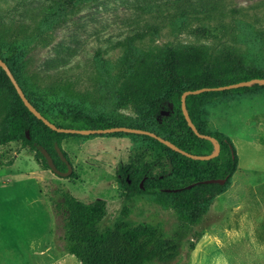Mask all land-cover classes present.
Here are the masks:
<instances>
[{
	"label": "trees",
	"instance_id": "trees-1",
	"mask_svg": "<svg viewBox=\"0 0 264 264\" xmlns=\"http://www.w3.org/2000/svg\"><path fill=\"white\" fill-rule=\"evenodd\" d=\"M98 0H45L34 11L38 20L37 40L46 32L60 26L70 15L85 4ZM165 7L176 9L180 23L191 18V13H203L202 21H216L224 13L215 5L197 3L193 0H166ZM162 12L155 4L146 12ZM235 11L233 10L232 13ZM189 13V14H188ZM158 27L126 37L115 46L123 54L112 70L106 62L99 66L108 83L114 87L107 90V100L113 111L132 109L135 117L126 123L111 120L103 114L84 112L75 103L82 98L72 95V90H51L46 95L39 89H31L18 75V63L24 57L30 40L23 31L16 33L9 42L0 38L2 59L22 88L28 101L40 114L54 125L66 129H105L126 126L150 131L170 141L178 148L194 154L209 155L214 152L216 141L220 146L218 156L209 160L189 158L174 151L158 139L145 134L114 132L107 134L79 135L57 132L37 119L24 105L12 82L0 67V93L8 96L9 102L0 118V146L19 142L34 151L36 161L49 169L41 152L45 149L60 170H66L55 145L61 148L65 138H88L93 136L126 137L133 142V151L126 165L119 167L120 186L127 194L148 196L156 204L172 209L178 225L171 233L161 223L134 224L124 221L111 227L101 228L106 214V203L96 200L85 203L69 190L57 191L56 198H47L52 212V239L55 247L73 255L81 264H172L180 256L183 242L194 226L208 212L214 199L224 193L238 168L236 148L224 133L208 130V108L234 97L236 91L260 93L264 85L228 90H211L186 97V110L200 134L198 137L188 126L182 111L181 97L185 91L201 88H217L253 79H264V61L251 57L236 46L210 44L145 45L147 36L158 33ZM194 33L209 36L210 29L196 28ZM21 36V37H20ZM68 93V94H67ZM69 95L67 98L65 96ZM52 97V99H51ZM71 102H70V101ZM83 101V99H82ZM28 132V136H27ZM69 161L67 154L63 151ZM70 162V161H69ZM9 161L7 165H10ZM0 163V168H1ZM72 172L66 178H73ZM207 179H226L224 184L201 183ZM193 185L190 188L187 186ZM178 191H167L175 190ZM47 197V196H46ZM189 244L190 254L201 238L194 233Z\"/></svg>",
	"mask_w": 264,
	"mask_h": 264
},
{
	"label": "rangeland",
	"instance_id": "rangeland-1",
	"mask_svg": "<svg viewBox=\"0 0 264 264\" xmlns=\"http://www.w3.org/2000/svg\"><path fill=\"white\" fill-rule=\"evenodd\" d=\"M44 1L0 0V38L7 43L17 32L23 35L20 32L23 31L30 40L24 57L18 63L19 77L31 89H39L48 96L52 94L51 90L67 87L73 91L71 96L82 97L80 101H75L80 109L94 115L103 114L111 120L126 123L135 117V112L132 109L112 110L107 90L114 86L105 80L106 75L100 71L98 60L106 62L114 74V67L123 54L115 44L151 27L156 26L159 30L154 36L146 37L145 45L167 42L232 45L244 49L258 61H264V0H193L215 5L224 15L209 22L201 20L203 13L196 16L191 13V18L184 23L178 20L176 9L164 6L166 0H98L95 4H85L60 26L32 41L34 34L39 33V19L34 11ZM155 4H159L164 11L146 12ZM196 28L210 29L215 35L194 33ZM251 93L236 91L234 97L229 96L223 104L208 108V130L227 136L256 134L255 121L264 116V92ZM9 101L8 96L1 92L0 118ZM224 117L227 119L223 120ZM133 147V142L126 137L65 138L61 149L67 154L75 173L73 178H66L42 168L35 159L34 151L19 142H12L0 146L1 166H9L0 178L11 180L27 175L39 179L46 200L56 198L57 191L61 189L69 190L85 203L103 200L106 214L100 223L101 228L124 221L134 224L161 223L164 230L171 233L179 223L172 209L156 204L148 196L127 194L120 186L118 170L128 163ZM238 150L242 168L252 164L251 167L259 169L247 173V178H263L264 153L250 155L239 145ZM9 161L12 163L7 165ZM229 221L234 223L232 218ZM213 224L209 216H204L188 233L180 256L172 264H187L189 244L194 233L202 237L208 231L218 230L219 227L212 228ZM242 250L241 259H237V250L227 249L236 264L249 262L244 259L245 248ZM259 261L264 264V260Z\"/></svg>",
	"mask_w": 264,
	"mask_h": 264
},
{
	"label": "crops",
	"instance_id": "crops-1",
	"mask_svg": "<svg viewBox=\"0 0 264 264\" xmlns=\"http://www.w3.org/2000/svg\"><path fill=\"white\" fill-rule=\"evenodd\" d=\"M259 119L255 121L256 134L229 135L238 155V168L229 187L214 199L205 215L213 221L212 228H219L203 234L187 264H236L227 252L229 248L237 250V259L245 248L248 264L264 260V177L247 178V173L259 169L252 164L242 168L238 150L239 145L250 155L264 153V116ZM8 167L2 166L0 174ZM43 189L41 180L27 175L0 178V264H81L55 247L52 212ZM231 218L234 223L230 224Z\"/></svg>",
	"mask_w": 264,
	"mask_h": 264
},
{
	"label": "water",
	"instance_id": "water-1",
	"mask_svg": "<svg viewBox=\"0 0 264 264\" xmlns=\"http://www.w3.org/2000/svg\"><path fill=\"white\" fill-rule=\"evenodd\" d=\"M0 67H2L4 69V71L6 72V74L8 75L10 81L12 82L17 94L19 95V97L21 98V100L23 101L24 105L28 108V110L39 120L43 121V123L45 125H47L49 128H51L54 131L57 132H64V133H71V134H79V135H91V134H107V133H114V132H125V133H134V134H145V135H149L151 137H154L156 139H158L160 142L164 143L166 146L170 147L171 149H173L174 151H177L189 158H193V159H197V160H209L212 159L216 156H218L219 152H220V146L219 144L214 141V145H215V150L213 153L209 154V155H194L191 153H188L180 148H178L176 145H174L173 143H171L168 140H165L159 136H157L156 134L147 131V130H142V129H136V128H131V127H126V126H117V127H110V128H105V129H66V128H61L58 127L56 125H54L53 123H51L50 121H48L46 118H44L40 112L28 101V99L26 98L22 88L19 86V84L17 83L16 79L14 78V76L12 75L10 69L8 68V66L6 65V63L0 59ZM252 83H258V84H262L264 85V79H253L251 81H245V82H239V83H235V84H230V85H226V86H221V87H217V88H201V89H196V90H189V91H185L182 94L181 97V101H182V111L183 114L185 116V119L187 121L188 126L193 130V132L198 136V137H203V138H209L212 139L210 137H207L206 135H202L199 133V131L197 130L196 126L193 124L192 120L190 119V116L186 110V97L188 95L191 94H199L202 93L204 91H211V90H228V89H232V88H238V87H243V86H248ZM27 136H28V132H27ZM55 149L57 151V154L59 155V157L61 158L62 161L65 162L66 164V171H61L60 169L57 168V166L54 163L53 158L50 156V154L43 148H41V152L44 155V157L46 158L47 164L49 169L57 176L59 177H68L72 171V165L68 162L67 158L65 157L62 149L58 146L55 145ZM226 182V179H207L204 181H201V183H205V184H209V183H218V184H224ZM193 185H189L187 186V188L192 187ZM179 189H175V190H167V191H178Z\"/></svg>",
	"mask_w": 264,
	"mask_h": 264
}]
</instances>
